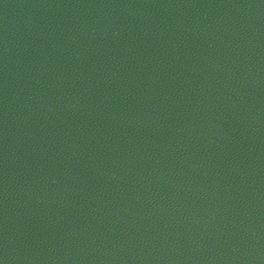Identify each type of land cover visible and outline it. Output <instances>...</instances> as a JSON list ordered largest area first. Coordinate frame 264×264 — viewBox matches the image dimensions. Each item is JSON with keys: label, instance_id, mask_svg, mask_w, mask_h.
I'll list each match as a JSON object with an SVG mask.
<instances>
[{"label": "water", "instance_id": "water-1", "mask_svg": "<svg viewBox=\"0 0 264 264\" xmlns=\"http://www.w3.org/2000/svg\"><path fill=\"white\" fill-rule=\"evenodd\" d=\"M0 264H264V0H0Z\"/></svg>", "mask_w": 264, "mask_h": 264}]
</instances>
